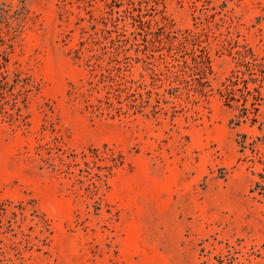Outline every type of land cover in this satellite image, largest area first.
Masks as SVG:
<instances>
[{
	"label": "rangeland",
	"instance_id": "rangeland-1",
	"mask_svg": "<svg viewBox=\"0 0 264 264\" xmlns=\"http://www.w3.org/2000/svg\"><path fill=\"white\" fill-rule=\"evenodd\" d=\"M254 60L264 0H0V264H264Z\"/></svg>",
	"mask_w": 264,
	"mask_h": 264
},
{
	"label": "trees",
	"instance_id": "trees-1",
	"mask_svg": "<svg viewBox=\"0 0 264 264\" xmlns=\"http://www.w3.org/2000/svg\"><path fill=\"white\" fill-rule=\"evenodd\" d=\"M246 64L248 66V73L247 71H241L240 73L235 74L233 78H229V83L226 84V89L222 92L227 105L231 107L236 105V107L241 108L243 111L238 115L236 124L246 122L248 119L256 120L255 115L260 109L259 105L261 102L258 101L257 95L254 91L258 92L259 96H261L262 89L264 88V63L254 60L247 61ZM245 74H248V77H246ZM241 81L243 82V85H241ZM250 82L255 83L256 86L250 87ZM249 96H253L254 99L250 101ZM251 144L253 155L260 157L264 162V146L261 148V146L258 145L257 140L252 141ZM248 146L246 139H244V141L241 142V150L245 151ZM251 160L254 161L255 158H252ZM260 175L264 178L263 173H260ZM256 187L255 190H259L261 194H264V179L263 182H257ZM239 253L240 251L235 247L229 246L224 254H216L213 259H211L208 253H205V256L207 257L201 262V264H247L246 262L241 261Z\"/></svg>",
	"mask_w": 264,
	"mask_h": 264
}]
</instances>
